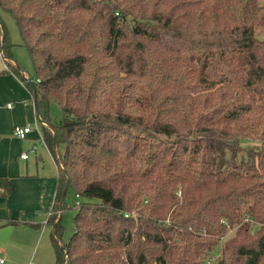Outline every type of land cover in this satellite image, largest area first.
<instances>
[{"label": "trees", "instance_id": "obj_1", "mask_svg": "<svg viewBox=\"0 0 264 264\" xmlns=\"http://www.w3.org/2000/svg\"><path fill=\"white\" fill-rule=\"evenodd\" d=\"M0 11L33 76L0 16L1 72L36 96L56 166L55 264H264V0H0ZM69 193L98 202L76 201L63 242Z\"/></svg>", "mask_w": 264, "mask_h": 264}, {"label": "rangeland", "instance_id": "obj_2", "mask_svg": "<svg viewBox=\"0 0 264 264\" xmlns=\"http://www.w3.org/2000/svg\"><path fill=\"white\" fill-rule=\"evenodd\" d=\"M0 16L6 27L10 45V53L15 62H18L24 70V75L26 77L33 76V68L28 55L26 48L22 45V39L16 25L14 18L6 12L0 11ZM256 35L258 38L264 40V26H258L256 28ZM1 55V54H0ZM4 69L3 58L0 56V71ZM11 75V73L2 74L0 72V77ZM2 78H0L1 80ZM33 98V96H32ZM0 100H5V106L0 110V124H5V117L9 115L7 111L14 112L12 108L17 106V95L12 90V81L9 78H4L0 81ZM28 103L31 104V100L27 99ZM9 102L8 105L6 103ZM8 107V108H6ZM7 110V111H6ZM20 109H18L19 113ZM49 114L53 122H59L62 117L59 106L55 102L50 103ZM19 116V114H18ZM22 117V116H19ZM18 121L20 118H17ZM33 119H28V122H34ZM0 125V126H1ZM7 127H3V130H7ZM6 139L11 140V147H15V150L18 151L23 148L27 149L29 147L28 140H18L10 132L7 134ZM37 143V152L31 153L27 161L28 171L30 175L36 179V176L40 177L45 175L47 177L46 183L43 185L42 189H45L47 193L50 192V189L53 188L54 184V174L56 173L55 162L49 153L48 149L44 146L42 142ZM22 164V163H21ZM25 172V167H23ZM38 175H34V174ZM15 198L12 201V205H24L28 207L29 212L26 214L28 220L32 218V221L35 222H44L47 216V209L41 208L36 205V197L34 196V189L31 188V191L22 185L16 183L15 188ZM53 194V193H52ZM5 197V196H3ZM48 198V197H47ZM45 200V199H44ZM76 201H87V202H98V199L95 197L92 198H76L73 193H69L66 202L67 208H64L62 211V223L64 226V233L62 241L66 242L70 238L74 229V215L77 212L78 207L76 206ZM3 205L0 203V213L3 212ZM49 208V207H48ZM17 219V217L15 218ZM41 230V235L36 238L31 239L27 244L29 247L33 248L28 254V247L24 250H19L16 248H10V243L19 244L21 239L10 238L7 230H0V257L3 258V264H55V253L52 247L50 237H49V228L46 225L41 224L39 231ZM39 233V232H38ZM34 246V247H33ZM13 255V256H11Z\"/></svg>", "mask_w": 264, "mask_h": 264}, {"label": "crops", "instance_id": "obj_3", "mask_svg": "<svg viewBox=\"0 0 264 264\" xmlns=\"http://www.w3.org/2000/svg\"><path fill=\"white\" fill-rule=\"evenodd\" d=\"M3 65H4V62H3ZM2 74H7V73H2ZM2 76L3 77H0L2 78L0 81H2L4 78H9L12 81V90L17 95L18 100H17V106L15 108L14 107L12 108L14 112H10L6 110L7 113H9V115L5 117L6 125L0 124L1 125L0 126V179L7 178L12 187L10 194L2 195L3 187L0 182V203L3 205L2 207L3 212L0 213V230H7L10 238L21 239V242L19 244L10 243V246H9L10 248L13 247L19 250H24L26 247H28V254H29L33 248L29 247L27 242L29 243L31 239L34 238L35 236L38 239V237L41 235V230L39 231L41 224L42 226L46 225L49 228V234H50V226L45 224V221L42 223L35 222V221H32V218L29 221L28 216L26 215L29 212L28 207L24 205H16V206L12 205V201L15 198L16 183L19 185H22L23 187H26L30 191H31V188H33L35 190L34 196L36 197V205L40 206L41 208L47 209L48 210L47 215H48L50 211V207L53 202L54 193H55V186H56L55 174L56 173L54 174L53 188L50 189L49 193H47L45 189H42L43 185L47 181V177L45 175L38 177L36 176L38 175L36 173L34 174L36 176V179H34L32 175L27 173L28 171L27 161L30 157V154L32 153L29 150L32 145H37L36 143L37 141L41 142L37 131L31 132L24 139H18L13 135L18 140H28L30 143L27 149L21 148L18 151V153L15 150V147L13 148L11 147V140L6 139V136L8 133L11 132L13 134V129L15 126H22V125L28 124L29 123L28 119L32 118L33 119L32 121H34L36 120L37 117H36L34 102L32 98V93L24 85V83L20 81L12 73L11 75L9 74L7 76H4V75ZM27 99L31 100V104L28 103ZM8 104L9 102L6 103V105ZM4 106H5V100L3 101L0 100V110H2ZM18 109H20L19 113H18ZM18 114L19 116H22V117H19ZM17 118H20V120L18 121ZM2 126L7 127L6 128L7 130L6 131L3 130ZM22 152H27L28 157L26 159H23L20 157ZM23 167H25V172L23 171ZM16 217L17 219H15ZM8 220H18L20 221V223L19 224H6ZM30 224H37L38 226L33 227ZM3 263H4V260L0 264H3Z\"/></svg>", "mask_w": 264, "mask_h": 264}, {"label": "built area", "instance_id": "obj_4", "mask_svg": "<svg viewBox=\"0 0 264 264\" xmlns=\"http://www.w3.org/2000/svg\"><path fill=\"white\" fill-rule=\"evenodd\" d=\"M33 131H37L38 132L39 139L41 140V142L45 146V143H44L42 135H41L40 124H39V122L37 120L35 122H31V123H28V124H25V125H22V126H15L14 129H13V135L16 138H18V139H24L25 137H27L28 134H30ZM36 150H37V146L36 145H32L29 151L32 152V153H35ZM20 157L23 158V159H26L28 157L27 152H22ZM1 262H3V259L0 258V263Z\"/></svg>", "mask_w": 264, "mask_h": 264}, {"label": "water", "instance_id": "obj_5", "mask_svg": "<svg viewBox=\"0 0 264 264\" xmlns=\"http://www.w3.org/2000/svg\"><path fill=\"white\" fill-rule=\"evenodd\" d=\"M35 100H36V96L34 95V100H33L34 104H35Z\"/></svg>", "mask_w": 264, "mask_h": 264}]
</instances>
